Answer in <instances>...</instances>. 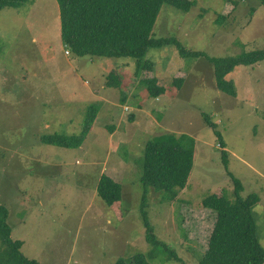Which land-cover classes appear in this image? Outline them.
Returning a JSON list of instances; mask_svg holds the SVG:
<instances>
[{
    "label": "rangeland",
    "instance_id": "374dc122",
    "mask_svg": "<svg viewBox=\"0 0 264 264\" xmlns=\"http://www.w3.org/2000/svg\"><path fill=\"white\" fill-rule=\"evenodd\" d=\"M195 1L188 12L164 4L154 34L214 57L264 48V6L257 0ZM220 16L226 19L219 24ZM146 58L152 70H138L133 57L74 54L61 36L58 0L0 10V201L27 257L115 264L142 252L154 264H199L215 216L202 200L222 189L231 195L229 172L242 181L243 197L260 196L253 214L264 246V60L227 75L237 87L230 96L217 89L205 57L182 58L165 45ZM113 69L120 86L107 84ZM147 77H157L166 93L151 98L139 83ZM92 103L99 111L81 146L40 142L44 133H80ZM203 113L223 134L228 166ZM165 132L196 140L192 172L177 198L163 202L160 192L149 193L155 234L182 262L164 259L147 242L140 212L145 143ZM103 174L121 183L120 193L104 186Z\"/></svg>",
    "mask_w": 264,
    "mask_h": 264
},
{
    "label": "trees",
    "instance_id": "16d2710c",
    "mask_svg": "<svg viewBox=\"0 0 264 264\" xmlns=\"http://www.w3.org/2000/svg\"><path fill=\"white\" fill-rule=\"evenodd\" d=\"M264 6V0H257ZM33 0H0L4 7H19ZM61 36L65 45L78 56L92 57H133L137 69L152 70L153 63L147 59L152 48L174 45L180 57H205L213 67L216 87L230 96L237 95V87L227 75L238 66H251L264 60V48L244 50L239 54L225 57L209 56L205 51L191 50L176 36H156L153 32L156 20L164 4L183 12L196 5L195 0H58ZM254 11V10H252ZM226 19L220 16L216 21ZM107 84L120 86L121 79L113 69L107 76ZM182 79H175L180 86ZM151 98L166 93V87L157 77L142 78L139 81ZM124 96L122 100H126ZM99 111L97 103L88 107L80 133H44L40 142L60 147L75 148L83 144ZM203 117L218 138L221 158L228 166L227 143L221 131L207 113ZM112 129V128H111ZM196 151L195 138L187 133L165 132L148 139L144 147L142 174L143 185L140 212L145 226L146 240L167 260L182 262L173 248L158 239L155 224L149 215V193L154 190L162 194L161 201H174L187 185L192 172ZM233 180L231 195L222 189L203 198L202 204L214 212V224L208 236V243L199 264H264V246L257 234V223L253 207L260 202V196L253 192L243 197L242 181L228 173ZM101 181L106 188L120 193L122 185L109 175L103 174ZM9 211L0 201V264H42L27 257L21 250L23 240L12 236L8 222ZM153 256V250L150 252ZM115 264H154L146 254L136 252L130 257H120Z\"/></svg>",
    "mask_w": 264,
    "mask_h": 264
}]
</instances>
